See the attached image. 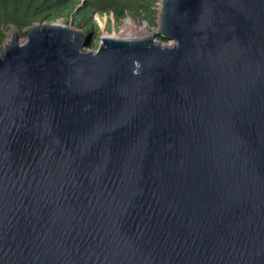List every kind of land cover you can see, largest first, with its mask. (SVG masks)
<instances>
[{
    "label": "water",
    "instance_id": "95a60500",
    "mask_svg": "<svg viewBox=\"0 0 264 264\" xmlns=\"http://www.w3.org/2000/svg\"><path fill=\"white\" fill-rule=\"evenodd\" d=\"M158 26L0 49V264H264V0Z\"/></svg>",
    "mask_w": 264,
    "mask_h": 264
},
{
    "label": "trees",
    "instance_id": "16d2710c",
    "mask_svg": "<svg viewBox=\"0 0 264 264\" xmlns=\"http://www.w3.org/2000/svg\"><path fill=\"white\" fill-rule=\"evenodd\" d=\"M159 2L160 0H0V48L11 27L23 33L35 24H56L59 21L82 31L93 40L98 39L101 34L97 16H112L119 26L131 18L157 28L156 5Z\"/></svg>",
    "mask_w": 264,
    "mask_h": 264
},
{
    "label": "rangeland",
    "instance_id": "374dc122",
    "mask_svg": "<svg viewBox=\"0 0 264 264\" xmlns=\"http://www.w3.org/2000/svg\"><path fill=\"white\" fill-rule=\"evenodd\" d=\"M161 2L162 0H160V2L156 5L157 8V12H158V17H157V23H159L160 20V11H161ZM97 22L100 26V38L98 39H92V44H91V50H97L100 46L101 43V38L103 36H116V37H120V38H135V37H142L141 34L145 33L148 35H155V33L158 30L157 28H151L148 26V24L146 22H139V21H134L131 18H128L126 21L123 22V24H121L120 26L115 24L114 18L111 17H96ZM110 22H112L110 24ZM56 24H62L63 25V21H59ZM109 26V27H108ZM16 33H19V31L17 30V28L15 27H11L9 30H7L6 32V41L3 44V46L0 48L2 49L6 44H8L10 42V40L12 39L13 35H15ZM21 35V37L23 38V33H19Z\"/></svg>",
    "mask_w": 264,
    "mask_h": 264
},
{
    "label": "bare ground",
    "instance_id": "6f19581e",
    "mask_svg": "<svg viewBox=\"0 0 264 264\" xmlns=\"http://www.w3.org/2000/svg\"><path fill=\"white\" fill-rule=\"evenodd\" d=\"M141 36H142V37H146V36H148V34L142 33ZM149 36H150V35H149Z\"/></svg>",
    "mask_w": 264,
    "mask_h": 264
}]
</instances>
